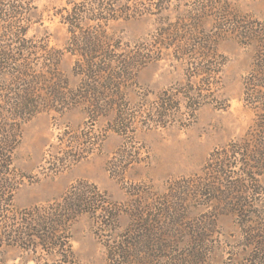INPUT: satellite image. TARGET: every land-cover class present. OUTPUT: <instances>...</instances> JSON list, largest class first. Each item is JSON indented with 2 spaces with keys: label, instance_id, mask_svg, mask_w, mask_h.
<instances>
[{
  "label": "trees",
  "instance_id": "1",
  "mask_svg": "<svg viewBox=\"0 0 264 264\" xmlns=\"http://www.w3.org/2000/svg\"><path fill=\"white\" fill-rule=\"evenodd\" d=\"M62 1L58 16L67 39L60 51L44 38L29 36L40 25L34 0H0V264H6V249L33 264H77L71 228L85 215L94 219L95 234L104 241V264H206L216 254L220 216L234 218L245 263L264 264V193L259 185L264 177V29L227 19L222 0ZM172 1L185 2L186 9L179 12L177 7L172 23H160L154 40L130 45L109 32L119 20L154 16L163 21ZM208 22L211 32L204 30ZM230 33L240 46H255L243 94L255 121L239 140L214 151L199 175L169 183L156 198L130 189V223L122 231L120 210L84 182L58 201L14 208V197L26 179L14 165L26 123L42 113L62 116L78 109L94 122L112 115V130L129 141L135 123L162 130L186 128L212 94L223 65L216 47ZM64 55L74 59L75 88L59 70ZM168 56L184 68V93L172 87L153 102L143 95L131 104L126 91L135 85L137 74ZM92 142L85 136L87 147H93ZM122 153L128 157L125 170L136 161L127 147ZM82 155L78 160L89 152Z\"/></svg>",
  "mask_w": 264,
  "mask_h": 264
},
{
  "label": "rangeland",
  "instance_id": "2",
  "mask_svg": "<svg viewBox=\"0 0 264 264\" xmlns=\"http://www.w3.org/2000/svg\"><path fill=\"white\" fill-rule=\"evenodd\" d=\"M222 1L227 8V19L237 18L264 29V0ZM63 5L62 0H34L40 25H35L29 33V36L46 39L50 48L60 51L67 39L66 28L60 24L58 16ZM183 5L185 2L172 1L163 21L154 16L119 20L110 25L109 32L130 45L154 40L159 24L172 23L174 10L179 7V12H183L186 9ZM212 27L208 22L204 30L211 32ZM216 51L223 64L214 81L216 85L186 128L173 126L162 130L135 123V135L129 141L112 130V115L95 122L78 109L62 116L55 113L35 116L22 127L21 142L14 155L15 167L26 177L14 197V208L23 210L58 201L71 187L84 182L105 194L120 210L118 227L122 231L130 223L126 213L134 200L129 195L130 189L138 188L137 195L156 198L165 193L169 183L199 175L210 155L243 137L253 126L256 115L243 101L244 80L246 83L250 76L255 46H240L230 33L218 41ZM73 62V57L64 55L59 64L71 88L78 84V79L72 75ZM185 85L183 66L175 64L168 56L142 69L135 85L126 91V98L134 104L146 95L148 101L153 102L156 95L172 87L184 93ZM179 98L183 102L182 97ZM85 136L93 139V147L83 143ZM124 146L136 161L125 170L122 167L128 157L122 153ZM86 152L89 155L78 160V156ZM259 185L264 193V177L259 179ZM94 225V219L85 215L71 228V245L77 264L105 262L104 241L96 236ZM215 231L216 254L206 264H246L234 218L218 217ZM2 258L6 264H33L26 262V256L16 250L6 249Z\"/></svg>",
  "mask_w": 264,
  "mask_h": 264
}]
</instances>
